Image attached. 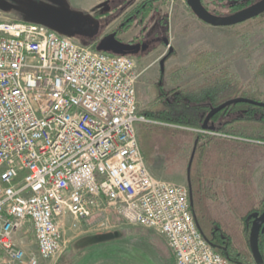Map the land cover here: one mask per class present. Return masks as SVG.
<instances>
[{
  "label": "built area",
  "instance_id": "2783aa9c",
  "mask_svg": "<svg viewBox=\"0 0 264 264\" xmlns=\"http://www.w3.org/2000/svg\"><path fill=\"white\" fill-rule=\"evenodd\" d=\"M139 77L129 55L0 21V264L59 258L67 226L76 236L112 213L157 231L174 264H234L201 233L188 186L147 163ZM28 228L36 253L17 238Z\"/></svg>",
  "mask_w": 264,
  "mask_h": 264
},
{
  "label": "rangeland",
  "instance_id": "374dc122",
  "mask_svg": "<svg viewBox=\"0 0 264 264\" xmlns=\"http://www.w3.org/2000/svg\"><path fill=\"white\" fill-rule=\"evenodd\" d=\"M22 1L17 6V0H0V21L32 23L40 19L49 22L52 19L56 21L58 30L69 38L81 45L94 46L97 44L94 37H99L100 41L114 29L123 28L126 17L145 0H96L98 6L88 4L87 0H62V4L56 0H32L33 3ZM248 28L253 29L249 31ZM92 33L94 36H90ZM164 38L167 43L163 42ZM123 39L126 42L122 44L127 46H131L129 41L143 39L146 43L138 46L142 49L147 45L148 48L141 54L128 52L137 61L140 75L137 84L140 111L150 108L163 90L168 93L178 85L200 84L205 77L193 72L191 66L193 59L200 55H210L211 60L215 61L207 70V75H214L228 67L230 74L261 93L260 97L264 99V80L255 79L256 72L264 64V21L215 28L201 22L190 11L187 3L171 0L170 4L161 6L147 17L134 18L132 28L123 34ZM133 48L130 47V50ZM163 60L165 63L162 67ZM144 125L141 124L140 128ZM183 146L179 147L177 156L169 164L165 154H154L153 163L149 166L157 177L172 184L188 186L187 161L181 160V157L190 156L193 142ZM263 175L264 159L256 164L252 173L253 194L257 202L264 198ZM220 184H224L222 179L216 181L214 196L208 201L211 217L220 222L236 251L242 255L250 254V234L246 231L248 220L244 221L243 215L231 210L226 200V190L217 188ZM235 190L241 191L240 188ZM98 223L100 220L96 219L91 223V229H84L76 236L67 226L66 238L71 241L69 248L59 258L41 260L40 264H68L63 261L64 254L78 241L82 246L89 244L92 247L75 259L73 264H174L164 238L157 231L124 224L114 213L109 220L103 221L102 226H97ZM24 232L27 233L17 237L19 244L26 251L36 253L32 229L28 228ZM109 236L110 239L102 240ZM96 237L100 240L97 241Z\"/></svg>",
  "mask_w": 264,
  "mask_h": 264
},
{
  "label": "trees",
  "instance_id": "16d2710c",
  "mask_svg": "<svg viewBox=\"0 0 264 264\" xmlns=\"http://www.w3.org/2000/svg\"><path fill=\"white\" fill-rule=\"evenodd\" d=\"M182 1L187 3L186 0ZM256 1L202 0L206 9L217 16L234 14ZM56 2L62 4V0ZM170 2L146 0L138 4L136 10L140 11L139 16L147 17ZM256 20L262 23L264 14L240 26L252 24ZM32 23L45 25L67 36L58 30L56 21L52 19L49 22L40 19ZM252 29L248 28L249 31ZM214 62L210 55L194 58L192 71L205 77L200 84L176 86L174 83L176 87L168 93L163 90L150 108L140 111L147 120L140 128L141 149L149 165L153 163L156 152L165 154L169 164L174 161L180 146L193 142L190 156H183L181 160L187 161L188 188L192 192L191 208L201 233L210 243L219 244L215 245V251L228 257L234 264H256L251 250L250 254L242 255L234 249L230 236L220 222L211 217L208 201L214 196L216 181L222 179L224 184L217 185V188L226 190V200L231 210L243 215L244 221L248 220L247 233L250 234L253 215L264 213V198L260 202L254 198L252 181L254 167L264 159V107L249 103L234 104L213 116L206 129L203 125L212 108L226 101L247 98L264 102V99L260 97L261 93L255 92L250 85L230 74L228 67L214 75H207V70ZM255 79L264 80V64L256 72ZM262 180L264 182V175ZM238 188L241 191L235 190ZM257 245L264 264V225L259 232ZM91 247L89 244L82 246L80 241L75 242L70 251L64 254L63 261L73 264L75 259Z\"/></svg>",
  "mask_w": 264,
  "mask_h": 264
},
{
  "label": "water",
  "instance_id": "95a60500",
  "mask_svg": "<svg viewBox=\"0 0 264 264\" xmlns=\"http://www.w3.org/2000/svg\"><path fill=\"white\" fill-rule=\"evenodd\" d=\"M188 7L191 9L193 14L203 23L210 25L215 28H225V27H233L236 25H240L242 23H245L249 20H252L254 18L259 17L260 15L264 14V0H259L258 2L252 4L251 6L236 12L231 15L227 16H217L211 12H209L206 7L203 5L202 0H186ZM55 16V15H54ZM56 17V16H55ZM45 26V25H44ZM132 48V46H127L119 42L115 35H109L104 37L102 40H100L96 45L95 49L99 52H109L113 54H120V55H129L127 52L128 48ZM173 50H171L170 53H172ZM165 63V60L162 61L161 66L163 67ZM238 103H249L256 106L264 107V102H258L247 98H235L231 99L229 101H226L225 103L219 105L218 107L212 108L210 113L207 115L203 128L206 129L208 123L212 119L213 116L224 110L225 108L238 104ZM190 196H191V202H192V192L190 188ZM254 221L250 230V237H249V243H250V250L252 253V256L256 262V264H263L262 257L258 250V235L260 230L262 229V226L264 225V213L259 214L255 213L253 215ZM97 241L100 240L99 237L95 238ZM110 239L109 237H104L102 240ZM212 244V243H211ZM213 248H215V245H213Z\"/></svg>",
  "mask_w": 264,
  "mask_h": 264
},
{
  "label": "flooded vegetation",
  "instance_id": "af4514ba",
  "mask_svg": "<svg viewBox=\"0 0 264 264\" xmlns=\"http://www.w3.org/2000/svg\"><path fill=\"white\" fill-rule=\"evenodd\" d=\"M146 1V0H145ZM137 8H134L133 11L126 17V19L124 20L125 21V26L123 28H117V29H114L113 31H111L110 33L106 34L107 35H110V34H115V38L123 43V42H126L124 39H123V34H126L129 32V30L132 28L133 26V20L134 18L136 17H140L139 14H140V11L139 10H136ZM127 30V31H125ZM90 36H94V34L92 33ZM105 37V35H104ZM96 38L97 40L95 42H99L98 38L99 37H94ZM103 38V37H102ZM74 39H77L79 40V38H74ZM145 41L143 39H140V40H132V41H129V44H131V46H133V50H130V48H128L127 52H130V53H135V52H140V54L143 52L146 51L147 48V45H145V47H142V49H140V47L138 46V44H143ZM163 42L164 43H167V40L164 38L163 39ZM146 43V42H145ZM215 245L217 246H220L219 244H217L216 242H213ZM222 247V246H221Z\"/></svg>",
  "mask_w": 264,
  "mask_h": 264
},
{
  "label": "crops",
  "instance_id": "0c3cea01",
  "mask_svg": "<svg viewBox=\"0 0 264 264\" xmlns=\"http://www.w3.org/2000/svg\"><path fill=\"white\" fill-rule=\"evenodd\" d=\"M20 1H22V0H17V3H16V5L18 6L19 4H20ZM64 1V0H63ZM23 2V1H22ZM28 2L29 3H33V1L31 0H28ZM87 2H88V4H90V5H93V6H98L97 5V2H96V0H87ZM34 4H36V3H34ZM15 9H16V7H14ZM167 248H168V246H167ZM168 250V252H169V254H170V256L172 257V259H173V256H172V254H171V252H170V250H169V248L167 249ZM174 260V259H173Z\"/></svg>",
  "mask_w": 264,
  "mask_h": 264
}]
</instances>
